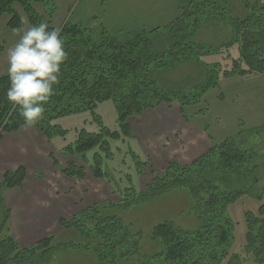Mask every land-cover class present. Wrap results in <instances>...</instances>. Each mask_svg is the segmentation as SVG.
<instances>
[{
  "label": "trees",
  "instance_id": "obj_1",
  "mask_svg": "<svg viewBox=\"0 0 264 264\" xmlns=\"http://www.w3.org/2000/svg\"><path fill=\"white\" fill-rule=\"evenodd\" d=\"M227 1L191 0L180 7L178 16L162 29L141 32L125 40L113 38L105 31H101L100 39L96 40L91 30L64 22L59 28L68 58L61 65L59 83L45 105L43 118L33 128L48 141L64 138L66 131L55 122L64 115L89 112L96 132L79 130L73 145H67L63 153L79 156L92 178L105 181L108 174L102 171L101 164L113 159L109 142L128 144L133 140L129 118L176 103L186 119L185 108L199 104L206 93L218 87L220 79L264 73V5L260 4L261 0H240L247 14L234 18L225 17ZM34 5H41L48 19L53 18L55 6L51 0H0V18L9 17L7 28L11 30L20 27L21 17L14 8L18 6L29 25H39L43 17L34 10ZM208 22L230 26L228 42L218 47L194 43L196 31ZM162 37H165V46L158 49L162 44L157 40ZM212 55H219L222 62L202 63V58ZM185 62H194L204 71L194 89L186 93L159 87L154 78L157 72ZM9 83L7 74L0 76V139L25 127L18 109L6 100ZM105 101L115 105V131H109L100 117L94 115L96 107ZM261 130L264 126L255 131ZM129 154L137 174H141L146 164L132 151ZM253 157V151L239 147L236 139L227 138L189 165L171 162L160 175L153 176L142 192L131 186L117 194V203L93 205L68 221L59 220L63 230H73L80 236L81 243L77 245H53L54 238L48 237L31 248H18L13 239L4 234L9 211L3 207L0 197V264H45L52 253L68 249L91 254L97 264H245L248 255H252L255 262L263 263L264 204L257 214L245 213L246 243L239 254L231 251L234 223L226 212L231 203L255 189ZM50 159L53 165L57 164L52 157ZM84 166L68 163L60 173L67 179L83 181L86 178ZM25 177L22 167L3 173L0 193L20 188ZM172 189L187 192L200 226L194 231L179 229L170 222L155 226L151 240L159 244L160 250L155 255L143 256L139 251L140 233L132 232L130 226L110 212L146 204ZM262 190L256 191L257 199Z\"/></svg>",
  "mask_w": 264,
  "mask_h": 264
},
{
  "label": "rangeland",
  "instance_id": "obj_2",
  "mask_svg": "<svg viewBox=\"0 0 264 264\" xmlns=\"http://www.w3.org/2000/svg\"><path fill=\"white\" fill-rule=\"evenodd\" d=\"M51 1L55 6L51 20L48 19L41 5H34V10L43 17L42 23H46L49 28H56L59 27L64 18L65 7L60 2L61 0ZM249 1L254 2V0ZM227 2L226 13L228 14L225 17L243 18L246 16L247 11L240 0H228ZM260 4L264 5V0H261ZM14 8L21 20L26 18L20 7L15 6ZM8 20L9 17L6 15L0 18V47L2 48L0 52V76L7 74V51L19 39L18 35H14L13 30L7 28ZM27 24L29 25L28 21ZM230 37V26L223 22H208L203 23L198 28L193 40L199 45L218 47L228 42ZM160 40L162 47L160 46L158 49L163 48L165 46L163 44L166 42L165 37L157 40V43ZM201 61L207 65L222 62L219 55L204 57ZM203 73L204 71L200 66L194 62H185L175 65L170 70L157 72L154 78L159 87L165 90H181L188 93L199 84ZM184 114L187 121L197 126L196 129L210 135L214 143L218 144L227 138H234L239 147L254 152L255 157H253L252 165L256 166L255 189L231 203L226 211L234 223L231 251L239 254L246 243L244 238L246 232L245 213L249 211L257 214L259 207L264 204V130L255 131L264 126V73L220 79L216 89L206 93L199 104L186 107ZM94 115L100 117L104 127L109 131L116 130L117 111L111 101L99 104L94 110ZM179 118L182 119L178 112V104L161 105L154 110L142 113L140 116L129 118L128 124L133 140L129 141L128 144H123L121 141L109 142L113 159L104 160L101 168L104 173L108 174L105 183L108 184L112 193H106V196L110 197L111 202H117V194L123 193L125 189L131 186L137 192H142L153 176H158L163 172L164 161L170 159L168 156H172L169 151L173 142L174 130L183 132ZM55 124L62 131H66L64 138L56 137L49 141L51 152L49 158L52 157L57 164L51 167L45 166L41 163L43 162L41 161L42 158L39 167L35 163L31 169L28 167L30 176L41 175L47 180L51 175L55 176L51 171L53 167L58 170L59 168L64 169L68 163L84 166L79 156L65 155L63 149L67 145H73L75 134L79 130L86 129L88 132H96L97 128L93 123L91 114L86 112L64 115ZM193 150L190 149V151ZM129 151L139 156L140 161L146 164L139 175ZM203 151L202 147H198L194 154L191 152L192 159L197 156L196 154ZM92 153L88 154L90 159ZM46 157L44 156L43 160ZM84 168L89 176L87 167L84 166ZM70 182L74 183V180H70ZM85 183L83 182V184ZM258 190L263 191L259 199L255 196ZM99 195L100 193H98ZM193 206V201L185 190L172 189L146 204L133 206L126 211L116 210L110 214L117 216L124 225L130 226L132 232L140 233V254L152 256L160 250L159 244L151 240L152 229L155 226L170 222L177 228L186 231H194L199 228L200 222L192 212ZM79 243H81V238L73 230H64L60 235L54 237L53 241V245H77ZM51 259L53 262L48 258L45 264H97L92 255L83 254V252L73 249L58 250ZM245 264H264V262H255L253 256L248 255Z\"/></svg>",
  "mask_w": 264,
  "mask_h": 264
},
{
  "label": "crops",
  "instance_id": "obj_3",
  "mask_svg": "<svg viewBox=\"0 0 264 264\" xmlns=\"http://www.w3.org/2000/svg\"><path fill=\"white\" fill-rule=\"evenodd\" d=\"M190 1L61 0L65 15L60 25L66 21L78 24L91 30L96 40L100 39L101 31L113 38L125 40L141 32L162 29L178 16L180 7ZM178 112L180 113L179 107ZM185 120L183 117L179 118L183 132L174 130L169 151L172 156H168L170 159L164 161V168L171 162L189 165L216 144L210 135ZM49 144L50 142L33 127H24L16 133L3 135L0 139V182L5 172L14 171L19 167L24 168L26 172L20 188L2 190L1 193L2 205L9 211L4 234L11 237L20 249L31 248L42 239L60 235L64 230L60 227L59 220L68 221L88 207L111 202L110 197L106 196V193H112L108 184L88 176L87 173L83 181L67 179L61 175L60 168L58 170L54 167L51 171L55 176L51 175L47 180L41 175L30 176L28 167L31 169L33 163L37 167L41 163L53 166L49 158ZM198 147H202L204 151L192 159L191 152L194 154ZM44 156H47L45 160ZM40 160L43 162L40 163ZM70 180H74V183ZM53 254L55 252L49 257L52 262Z\"/></svg>",
  "mask_w": 264,
  "mask_h": 264
},
{
  "label": "clouds",
  "instance_id": "obj_4",
  "mask_svg": "<svg viewBox=\"0 0 264 264\" xmlns=\"http://www.w3.org/2000/svg\"><path fill=\"white\" fill-rule=\"evenodd\" d=\"M27 25V26H26ZM61 28L46 23L28 25L26 18L14 29L19 39L7 51L9 87L6 100L19 111L25 127L35 126L59 83L61 65L68 58Z\"/></svg>",
  "mask_w": 264,
  "mask_h": 264
}]
</instances>
